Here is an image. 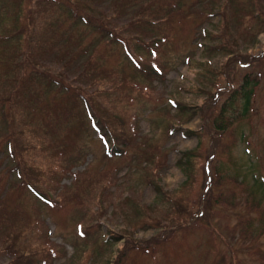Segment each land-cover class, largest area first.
Returning a JSON list of instances; mask_svg holds the SVG:
<instances>
[{"label":"rangeland","instance_id":"obj_1","mask_svg":"<svg viewBox=\"0 0 264 264\" xmlns=\"http://www.w3.org/2000/svg\"><path fill=\"white\" fill-rule=\"evenodd\" d=\"M11 1L15 4V0ZM51 1L29 0L24 4L30 7L31 22L28 24L24 18L22 23H34L30 39L35 53L33 59L27 58L43 70L60 74L73 86L86 87L87 94L93 92L95 110L112 128L123 132L124 141L130 142L120 155L115 148L124 149L125 145L115 147L110 140L109 154L108 146L91 130L86 114L65 103L69 97L62 95H69L67 89L48 90L44 81L39 89H47L45 102L56 107L53 120L38 105L28 122L19 117L2 122L4 114L0 111V249L10 246L15 231L19 254L32 260L47 256L46 248L40 250L46 242L51 249H57L51 264H113L126 243L131 242L148 246L146 254L132 264H264V232L258 235L257 231L264 225V189L259 185L264 184V31L257 34V22L249 29L246 22L238 23L234 16L250 0H175L179 8L172 12L167 9V39L161 40L156 58L162 76L153 78L140 72L138 65L131 64L124 55L123 48L105 41L95 48L90 60L96 65L103 57L99 53L107 56L101 66L107 83L104 80L92 86L79 78L84 56L79 54L74 63L63 65L65 41L76 42L88 32L82 26L74 29V25L63 24L67 16ZM83 1L117 30L121 25L126 27L136 9L127 8L122 17H116L110 0ZM260 3L264 6V0ZM12 9L0 10V31L12 26ZM199 9L203 12H197ZM52 16L59 21H52ZM72 16L76 20L74 12ZM151 20L159 18L152 16ZM225 26L231 34H225ZM161 27L145 26L158 34ZM126 28L123 37L131 40L130 48L147 61L148 50L138 39L128 38L135 32ZM204 30L213 32V38H224H202ZM232 37L238 44L232 48V55L214 49ZM76 47L68 44L67 52ZM236 54L240 55L233 57ZM24 58L22 55L19 61ZM258 72L248 114L235 119L223 136L210 130L205 118L227 104L229 89L237 87L246 73ZM117 75L125 83L115 89ZM145 79L150 80L141 90L130 83L142 84ZM173 100L186 106L180 118ZM195 111L204 115H191ZM169 122L181 128L169 135ZM202 128L217 143L213 151L212 140L206 133L202 135ZM104 131L109 138L110 130ZM10 135H14V143ZM198 144L199 162L193 169L190 167L191 184L185 188L187 178L177 161L182 152ZM14 145L23 152L19 154ZM155 148L159 153L153 161L141 153H154ZM150 171L161 192L145 179ZM208 173L213 184L210 191ZM29 186L47 197L46 202L36 197ZM165 192L186 197L187 210L172 213ZM205 193L212 198L219 193L220 202L203 208L209 203ZM247 220L252 225L245 224ZM79 222L92 224L95 230L86 233L82 225L84 233L78 232ZM241 230H247L249 246L227 235L237 231L239 238ZM109 231L115 233L116 241L105 247L101 239ZM0 257L2 263L11 258L5 252H0Z\"/></svg>","mask_w":264,"mask_h":264},{"label":"trees","instance_id":"obj_2","mask_svg":"<svg viewBox=\"0 0 264 264\" xmlns=\"http://www.w3.org/2000/svg\"><path fill=\"white\" fill-rule=\"evenodd\" d=\"M8 1L12 3L11 0ZM27 1L29 0H15V4H9V2H6L5 0H0L1 11L5 9L4 11L8 12L13 8L10 15L12 26L5 27L0 31V45H2L0 50V63H5V65H0V111L4 114V119L2 120V122H13L14 119H17L18 117L21 120H25L26 122H28V116H30L32 112L36 111L37 105L40 106L42 110L47 112L48 116L53 120V110H55L56 107L48 101L45 102V100H47V95L44 91L47 89L45 87L44 89H42V91L39 89L40 83L44 81L48 90L57 92L62 91L61 89H67L66 92H68L69 95H62L63 97H69V99L65 101V103L76 106L86 114V117L89 120L91 126L90 128L92 130L99 131L100 138L103 143L108 146L109 153H111L109 150L111 144L110 140L113 142L112 144H114V146L125 145L124 149L115 146L117 147L115 148V150H117L116 153L122 155V153L128 149V147L126 146L130 141H124L123 132L119 131V129H117L116 127L112 128L108 124V120L106 121L98 114L97 110H95L96 106L92 103L91 100V98L95 99L93 92L91 94H87L86 87L73 86L70 82L62 78L60 74H54L47 70H43L36 61L27 58H31L35 53L33 48L34 46L31 45L32 39H30V34L34 31V23H32L30 26L22 23V20L24 18L27 19L28 24H30L31 22L28 19L30 7L24 5ZM260 1L261 0H250L248 6L241 7L238 12H234V16H237V22H246V27H249V29L254 25L255 22H257L259 24V30L257 34L264 31V6L260 3ZM51 2L57 4L58 8H60L64 12V15L67 16L66 18H64L63 24H67V26L74 25V29L82 26V28L84 30H87L88 32L87 35L83 34V36L81 37L78 35L79 40L76 42L65 41L66 45L65 49L63 50V54H66L64 58L65 62L63 63V65L72 64L80 57L84 56V59L81 63L83 64V66L79 71V78L84 79V83L86 84V86L96 85L104 80V83H107V74L105 73L104 69L101 68L102 63L107 61V56L104 53H99L100 55H103V57H99L100 61L96 62V65L94 63H91L90 60V57L96 52L95 48L105 41H107L106 43L110 44L111 46H119L123 48L124 55L127 57L131 64L133 63L135 65H138L137 69L140 72H145L149 77L154 76L153 78L162 76V71L158 63L156 62V58L158 57V47L159 44H161V40L163 39L165 41L167 39V37H165L167 36L166 28L169 26V24L164 21L169 15V12H172L175 9L179 8V4L176 3L175 0H110L111 12L114 13L116 17H122L125 14V10L127 8L136 7L133 13V18L126 25V27L131 28L135 32V36L128 38L138 39L142 48L148 50L149 58L147 61L144 57H142L141 54H137L130 48L131 45L129 41L131 40H127L125 39V37H123L127 32V28L125 27V25H121L118 30L111 27L108 22L106 23L101 18V16L97 15L94 12L91 6H89L88 2H85L83 0H53ZM167 9L169 12L167 11ZM72 12L75 13L76 20L72 16ZM197 12L202 13L203 10L199 9V11ZM211 13H214V11H212ZM152 16L158 17L159 21L153 22L151 20ZM68 19L71 20L70 23H67ZM52 21H59V19L52 16ZM148 25H156L159 27L163 25L160 28V34L162 36H160V34L156 32L151 33L150 31H148L145 28V26ZM91 33H93L94 36H92ZM225 34H231L230 32H227V26H225ZM241 34H244V31H242ZM212 35L213 32L210 33L208 30H204L203 34H201V37L212 39V41L217 37L224 38V35H217L215 38H213ZM62 37L64 41L63 32ZM232 39L233 40L231 41L224 40V44L215 45L214 49L218 48V50L226 51L230 55H232L235 52L234 50H232V48H235L238 45L236 42L237 39L234 37H232ZM70 43L76 44L77 47L67 52V45ZM79 54L80 57H78ZM22 55H24L25 58L19 61ZM238 55L240 54H236L233 57H236ZM18 73L21 74L18 75ZM259 76V72L246 73L237 87H232L229 89L230 94L227 104L222 106V108L217 113H210V115L205 118L207 126L210 130H213L215 133L219 134V136H223L235 119L244 118L248 114L250 101L253 97L255 87L258 84ZM55 78L59 79L52 81V79ZM146 80L150 79H145L144 81H142V84L141 82L135 81H131L130 83L141 90L144 86H146L144 85L146 83ZM10 81H12L13 83H10ZM124 83L125 81L122 80L120 76L117 75L114 78L115 89L121 88L122 84ZM75 99H77L78 102L75 101ZM172 103L177 108V116L179 118L180 116H183L185 114L184 109L186 108V106H180L175 100H173ZM228 106L230 107V111L227 113ZM237 108H239V110L234 113V110L236 111ZM201 113L202 112L200 111L199 113L195 111L191 115ZM43 125L46 126L44 122ZM179 128L181 127L178 126V124L169 122L167 126L168 134H173L174 131H177L176 129ZM105 129H107L108 132L109 130L111 132L109 138L104 131ZM200 130L203 133L202 135L206 133L203 128ZM189 132L191 133V131H186V134H190ZM207 136L212 140L210 146L213 151L216 142H213V138L210 135L207 134ZM8 138L11 139L13 143L15 142L14 135H10ZM145 141L147 142V139H145ZM198 146L199 144L192 149H187L182 152L177 161L178 166L180 167L181 171L185 173L187 178V185H184L185 188H187V186L191 184L190 167H192L193 169L194 165L199 162L198 160H196L200 157ZM14 147L17 149L19 154L23 152L20 146L14 145ZM141 153L147 155L148 157L150 156L149 160L153 161L156 155L159 153V150L155 148L154 153L151 152V150L148 151V153L146 151H143ZM210 171L211 170H209V173ZM209 173L207 179H209L208 184L210 188H208L210 191L213 184H211ZM155 178L156 177L153 171L146 172L145 179L154 186V189L156 191L161 192L162 189L159 184L156 183ZM259 185L262 189H264L263 183H259ZM166 194L171 206L173 207L172 213H183L187 210L188 203L185 200L186 197L184 199L182 196L176 197L169 195L168 193ZM205 194L209 197V203H207L208 205L204 204L203 208L208 209L211 207V205L213 206V203L217 204L218 202H220L219 193H217L214 198H212V196L208 193ZM202 213L205 214L204 211H202ZM3 220L7 219L3 217ZM172 220L173 218L170 219V221ZM81 224L84 226V230L86 231V233L90 232L91 234L95 230L92 229L94 226L92 224ZM245 224L252 225V221L247 220ZM82 225L80 227L81 232H83ZM257 231L259 233L258 235H260L261 232H264V225L259 226ZM241 232H243V234L239 238H237V235L240 234H237V231H231L227 235H230L231 238L234 235V242H241L242 244L249 246L250 239L247 230H241L240 233ZM17 237L18 234H16L14 231L13 241L10 243V246L7 249H0L1 253L5 252L11 257L8 263H2L0 260V264H51V262L57 256V249H51L50 246H47V242L46 247L40 249L41 251H43L46 248L47 256H43L39 260H32L26 257L24 254H19L21 248L17 243ZM101 240L104 246L107 247V245L112 244L114 241H116L115 233L109 231L107 232V236L103 237ZM147 248V245L143 244V246H140V243H126L125 249L119 252V256L113 264H132V262H135L138 256H144L146 254ZM130 253H132V256H129ZM127 254L129 258L127 257ZM262 256L264 258V255ZM142 262H145V259H143ZM148 262L149 261L147 260V263Z\"/></svg>","mask_w":264,"mask_h":264}]
</instances>
